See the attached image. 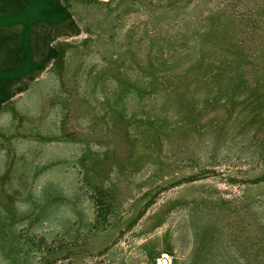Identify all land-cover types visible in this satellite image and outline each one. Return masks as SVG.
<instances>
[{"label": "rangeland", "instance_id": "374dc122", "mask_svg": "<svg viewBox=\"0 0 264 264\" xmlns=\"http://www.w3.org/2000/svg\"><path fill=\"white\" fill-rule=\"evenodd\" d=\"M0 264H264V0H0Z\"/></svg>", "mask_w": 264, "mask_h": 264}]
</instances>
